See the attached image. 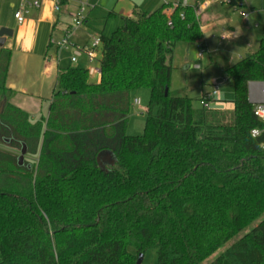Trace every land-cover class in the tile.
<instances>
[{
    "label": "trees",
    "instance_id": "trees-1",
    "mask_svg": "<svg viewBox=\"0 0 264 264\" xmlns=\"http://www.w3.org/2000/svg\"><path fill=\"white\" fill-rule=\"evenodd\" d=\"M121 17L100 35L97 81L61 68L36 122L8 101L12 51L1 48L0 131L41 148L30 168L0 152V264H137L149 249L158 264H264V122L249 91L264 83V40L224 71L232 107L205 109L170 90L176 43L203 40L195 7ZM144 87L145 129L128 135L131 93ZM106 150L116 163L104 169Z\"/></svg>",
    "mask_w": 264,
    "mask_h": 264
},
{
    "label": "rangeland",
    "instance_id": "rangeland-1",
    "mask_svg": "<svg viewBox=\"0 0 264 264\" xmlns=\"http://www.w3.org/2000/svg\"><path fill=\"white\" fill-rule=\"evenodd\" d=\"M79 1L80 0H68L69 12L71 11L72 13L71 15L69 12L63 14L64 19L68 22L72 23L74 21V16L72 14L75 15L79 12L77 11ZM166 1L174 2L177 0H88L89 5L86 6V10L82 17L84 18V24L81 29L75 32L72 42L82 48L84 44L92 43L93 35L99 36L101 33L111 35L114 30L123 24V18L121 17L123 13L124 15L131 13L136 6L152 12L161 7ZM244 2L247 3V12H251L249 16H243L237 12L235 10V5L223 2H219L216 5V8H214L215 11L213 10L210 13L214 15L212 18H216V22L213 24L216 25L214 27L212 22H209L208 30L203 31L202 39L205 40V47L203 48L202 56L199 55L201 49L198 41H178L176 43L172 58L170 57L169 59L174 67L170 85V90L174 95L189 96L193 99L195 107H202V92L211 90L213 86L212 83L216 78L220 81H224L223 78H225L226 81L221 85L219 94L216 97L218 103H220L219 107H227L230 101L234 99L235 92L232 81L225 75V69L237 62L241 57H246L251 52L256 51L264 40V0H244ZM111 11H114L116 14L109 17ZM122 11L123 13H121ZM205 15L202 17L203 19ZM228 22L231 27H233L237 38L235 39V37L233 38V36L231 37L230 35L220 43L223 32L221 24H227ZM230 33L233 32L231 31ZM56 37L59 38L58 34ZM74 50V46L63 50L62 67L72 65L88 69L90 66L94 65L93 62H90L85 53L77 62L72 63L70 59ZM101 53L102 51L99 49L98 58H100ZM97 79L96 77H91L93 82L97 81ZM262 86L264 88V83ZM136 99H140L141 103L135 104ZM150 99L151 90L147 87L136 89L131 93V108L127 127L128 135H141L144 132L146 125V110L149 107ZM44 102L45 105L49 104L48 100ZM224 109L229 110L227 108ZM39 119L40 118L37 120ZM14 135L13 133L7 135L9 138L6 139L3 144H0V152L14 155L18 159L22 149L19 142L22 139ZM13 138L15 145L18 147L11 149L15 150L17 154L11 152V149L7 147L8 141L11 143ZM27 145L28 153L25 156L26 165L27 163L32 164L35 162L36 158L32 152L37 147L35 140L34 142L32 141L31 145ZM109 155L110 153L106 155L107 159L105 161L108 167H112L114 157L112 154ZM252 226L242 231L235 239L243 236ZM129 249L135 252V248L130 247ZM141 264H158V251L156 249L147 250L144 253Z\"/></svg>",
    "mask_w": 264,
    "mask_h": 264
},
{
    "label": "crops",
    "instance_id": "crops-1",
    "mask_svg": "<svg viewBox=\"0 0 264 264\" xmlns=\"http://www.w3.org/2000/svg\"><path fill=\"white\" fill-rule=\"evenodd\" d=\"M33 1L35 0H0V27H8L13 30L12 36L7 37V41L3 46L10 48L12 51L7 77V86L12 89V93L8 101L26 112L32 122H36L38 118L48 116L50 100L52 99L55 89L58 73L61 68H66L61 66L62 52L66 48L59 50L57 46L51 43V38L60 39L71 22L65 20L63 16V14L69 12L68 0H64L60 12L55 10L56 0H40V7H32L30 12L26 15V20L23 23H19L15 18V12L18 10L21 3ZM185 2L195 7L200 22L202 19L201 26L204 31L208 30L209 22H212V25L216 22V18H212L214 15L210 13L216 8V5L219 2H223V0H177L174 1L173 4H185ZM246 4L247 3H245L244 9L247 10ZM78 7L80 8V1ZM78 7L77 11H79ZM235 10L239 12L237 8ZM133 11L125 16L132 15ZM69 13L71 15L72 12L70 11ZM121 13H123V11ZM72 15L74 16V14ZM122 15H124V13ZM204 15L205 18L203 19L202 17ZM215 25L213 26L215 27ZM221 25L223 32H234L229 22ZM57 34L59 38L56 37ZM232 36L233 38L235 37V39L237 38L235 33L232 34L231 37ZM202 41L205 42L204 39ZM89 45L90 43L84 44L82 47H87ZM71 46H74L75 49L77 46L79 47V45L74 42ZM71 46L69 48H71ZM1 48L2 47H0V51ZM81 56H83V54ZM81 56H79V58ZM253 83L259 82H250V100L253 90H256V92L263 91V86L261 84L254 86ZM204 93L206 92L203 91L201 95ZM45 100L49 101L48 105L44 104ZM219 105L220 103H218L217 108H221ZM231 107L232 103L230 102V104L224 108L230 109ZM7 135L8 134L0 132V144H3V142L9 138ZM21 142L20 140L19 145H21ZM29 144L31 145L32 141L29 140ZM7 147L10 149L18 147L15 145L14 138L11 143L8 141ZM36 148H38L39 152L41 142L40 146L37 145ZM11 152L17 154L15 150L11 149ZM34 152L35 150L32 154L37 159L38 154Z\"/></svg>",
    "mask_w": 264,
    "mask_h": 264
},
{
    "label": "built area",
    "instance_id": "built-area-1",
    "mask_svg": "<svg viewBox=\"0 0 264 264\" xmlns=\"http://www.w3.org/2000/svg\"><path fill=\"white\" fill-rule=\"evenodd\" d=\"M223 2L234 5L232 4V0H223ZM63 4H64V0H56L55 10L57 12H60L62 10ZM87 5H89L88 0H80L79 12L76 15H74V21L65 29L63 36L60 39L51 38V43L57 46L59 50H62L65 48L67 49L73 44L72 39H73L75 32L79 30L84 24V18L82 17L86 10ZM235 6L241 15L249 16L250 13L247 12L246 9H244L245 8L244 0L241 1L239 4H235ZM32 7H36V8L40 7V0L21 3L18 10L15 12V18L17 19L19 23H23L26 20V15L30 12V9ZM232 34H234V32L233 33L223 32L220 38V43ZM198 43L201 49L199 52V55L202 56L203 48L205 47L204 42L200 41ZM99 49H101L102 51L101 37L100 35L99 36L94 35L92 39V43L89 46L82 47V48L77 46V48L74 50L73 55L71 56V62L72 63L77 62L79 56L85 53L87 55V58L90 60V62H93L94 64L88 68V73L91 77H97L101 74L100 59H101L102 53H101L100 58H98ZM223 79L224 81L223 80L220 81L218 78H216L212 83L213 85L212 89L202 95L201 106L203 108L205 109L217 108L218 100L216 97L219 94L221 85L226 81L225 78ZM260 84L262 85L263 83H260V82L253 83L254 86L260 85ZM252 92L253 94L251 96V102L254 105V114L257 116V118H259L261 121L264 122V88H263V91L261 92L260 91L256 92V90H253ZM140 103H141L140 99L135 100V104H140ZM260 132H261L260 129H254L252 131V134L253 136H257L260 134Z\"/></svg>",
    "mask_w": 264,
    "mask_h": 264
},
{
    "label": "water",
    "instance_id": "water-1",
    "mask_svg": "<svg viewBox=\"0 0 264 264\" xmlns=\"http://www.w3.org/2000/svg\"><path fill=\"white\" fill-rule=\"evenodd\" d=\"M13 34V30L11 28H8V27H0V47H3L7 41V37L9 36H12ZM169 92V88H166V95L168 94ZM3 111V106L0 107V113ZM12 141V139H11ZM21 154L20 156L18 157V164L20 166H25L26 164V161H25V156L26 154L28 153V145L26 142H21ZM110 153V155L112 154L114 159H113V165L116 163V156L114 154V152L110 151V150H106V151H103L99 154L98 156V161H99V164L102 166V168L104 169H107L108 168V165L106 164V159H107V156ZM109 155V156H110ZM112 165V166H113ZM27 166L30 168L31 167V164H27ZM144 258V253H140L139 254V258H138V261H137V264H141L142 260Z\"/></svg>",
    "mask_w": 264,
    "mask_h": 264
}]
</instances>
